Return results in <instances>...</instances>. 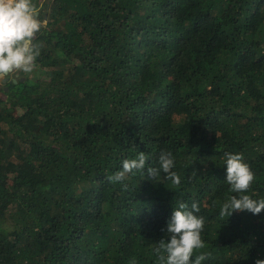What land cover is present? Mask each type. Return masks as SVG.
<instances>
[{"label": "trees", "instance_id": "trees-1", "mask_svg": "<svg viewBox=\"0 0 264 264\" xmlns=\"http://www.w3.org/2000/svg\"><path fill=\"white\" fill-rule=\"evenodd\" d=\"M42 2L33 72L0 84V264H155L180 202L205 220L193 259H264V210L219 216L225 153L264 198V0ZM163 151L179 187L107 179Z\"/></svg>", "mask_w": 264, "mask_h": 264}, {"label": "clouds", "instance_id": "clouds-1", "mask_svg": "<svg viewBox=\"0 0 264 264\" xmlns=\"http://www.w3.org/2000/svg\"><path fill=\"white\" fill-rule=\"evenodd\" d=\"M42 8V0H0V84L15 83L20 74L33 72L43 47L42 43L36 42V38L47 23L40 18ZM148 159L144 152H140L137 158L124 160L122 170L107 179L113 184L123 182L129 174L144 173L147 165L150 179L158 178L163 171L173 186H180L181 177L173 171L175 158L170 151L161 152L158 167L148 165ZM224 163L229 191L236 195L230 196L221 205L220 218L245 210L260 214L264 210V198L256 200L246 194L255 181V173L244 161L243 155L225 153ZM124 187L127 190V185ZM199 211V203H192L191 209L188 204L179 203L167 224L166 232L170 239H162L154 248L155 264H202L210 258L209 253H201L193 259L194 253L206 247L202 239L205 220L195 214ZM129 264H137L136 259L132 258ZM256 264H264V259H257Z\"/></svg>", "mask_w": 264, "mask_h": 264}, {"label": "rangeland", "instance_id": "rangeland-1", "mask_svg": "<svg viewBox=\"0 0 264 264\" xmlns=\"http://www.w3.org/2000/svg\"><path fill=\"white\" fill-rule=\"evenodd\" d=\"M45 8H47V7H45ZM45 8H44V9H45Z\"/></svg>", "mask_w": 264, "mask_h": 264}]
</instances>
